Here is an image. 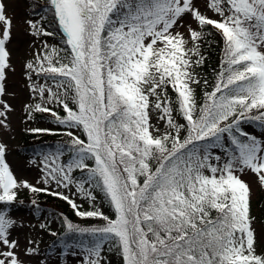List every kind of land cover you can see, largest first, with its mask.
I'll return each instance as SVG.
<instances>
[{
  "label": "snow or ice",
  "instance_id": "snow-or-ice-1",
  "mask_svg": "<svg viewBox=\"0 0 264 264\" xmlns=\"http://www.w3.org/2000/svg\"><path fill=\"white\" fill-rule=\"evenodd\" d=\"M30 6L39 18L25 21L33 38L22 72L29 93L25 123L47 114L67 129L70 146L44 155L34 185L18 180L0 142V264H27L22 255H40L38 232L23 245L18 234L35 226L10 214L15 203L23 205V190L34 194L37 214L35 197L46 193L82 220L102 222L85 227L65 217L63 234L39 224L56 238L53 247L60 243L59 255L82 257L79 264H111L105 252L121 264H264L252 186L243 179L253 174L264 188V138L245 127L264 128V0H205L203 11L199 0ZM13 27L0 0L5 131L14 111L4 99L15 96L7 87L15 72ZM214 42L222 44L221 58L210 81L202 73L205 46ZM76 194L89 209L82 210ZM73 236L80 239L71 243ZM39 264L60 261L50 255Z\"/></svg>",
  "mask_w": 264,
  "mask_h": 264
},
{
  "label": "rangeland",
  "instance_id": "rangeland-1",
  "mask_svg": "<svg viewBox=\"0 0 264 264\" xmlns=\"http://www.w3.org/2000/svg\"><path fill=\"white\" fill-rule=\"evenodd\" d=\"M7 5V15L13 18V39L10 45L12 50V64L15 68L14 73H10L8 76V91L14 92L15 96H6V99L13 107L14 111L10 114V131H5L0 129V142L7 144V162L10 164L14 174L18 178V180H27L31 184H36V181L40 178L41 173L39 167H42L40 164L41 160H32L36 161V164H32L29 159L23 157L19 154L17 145L19 143V138L21 136L23 130V115H24V105L29 101V93L26 87V78L22 75L23 65L25 63V57L27 55V50L29 48V44L32 41V37L27 35L25 29L27 27L25 21L29 18V14L27 11L28 0H4ZM205 0H199V4L201 6V10L203 11ZM208 15H211L209 12ZM51 40V38H48ZM42 128H46V124L42 125ZM253 135L258 136L259 138H264L263 133L258 130L248 129ZM39 165V167H38ZM251 186L254 194L260 187L258 183L253 179V174H249L243 177ZM38 187H42L43 185H36ZM61 191L67 190L61 189ZM75 190L73 189V192ZM26 192L27 190L21 191L19 194ZM32 194V193H31ZM253 194V195H254ZM73 199L79 203L84 205L85 207H89L88 203L79 198V195L76 194L72 196ZM11 215L17 220L23 222L27 225H34L35 229H30L25 227L24 229H18L19 238L21 240V244L25 243V236L28 234L35 235L37 232L39 233V249L40 255L28 258L22 255V259H25L27 264H39V260L47 259L50 255L53 256L54 259L60 261V264H79V259L82 257H71V256H62L59 255L62 252L61 246H52L49 243V235L39 229V224L42 223V216L36 215L34 213L28 212L25 208H19L18 210L11 213ZM258 233L264 235V227L256 223ZM57 228L56 223L53 225V230ZM79 251V249H76ZM69 251H72L71 249Z\"/></svg>",
  "mask_w": 264,
  "mask_h": 264
},
{
  "label": "trees",
  "instance_id": "trees-1",
  "mask_svg": "<svg viewBox=\"0 0 264 264\" xmlns=\"http://www.w3.org/2000/svg\"><path fill=\"white\" fill-rule=\"evenodd\" d=\"M38 4L40 6H43L44 0H28L27 11L29 15L32 13L33 8L30 5ZM32 19H38V16H31ZM215 39L216 41H219V37L210 38ZM50 42H55L52 40H49ZM221 47L222 44L218 42H214L211 44V46H205L206 51L205 55L207 56V62L204 65L203 69V75H206L209 80L211 81L214 79V69H218L219 62L221 58ZM27 83V81H26ZM26 120V114L24 112L23 115V130L21 133V136L19 138V143L17 145V149L20 155L23 157L29 159V160H42L44 155L50 154L55 152L56 148L58 146L62 148H67L70 145L68 144V141L70 138L64 133L67 131L63 126L56 125L51 121V118L48 117L47 114H35V119L32 121ZM46 124V128L51 129V132L49 133H40V134H34L29 133L25 131V128L31 127V128H42ZM247 129L252 130H258L263 131L264 128L260 127L258 123H253L251 125H245ZM75 132L76 130H72ZM83 138V137H82ZM62 160L68 159L67 152L63 157H61ZM74 175H78V173H74ZM254 194V192H253ZM79 195V194H78ZM98 198L102 199L100 197V194L97 193ZM34 198V194L31 193H22L18 195V200L24 201L23 205H20L18 203H15L11 208V213L18 210L19 208H25L28 212L34 213L36 215L42 216L43 223H47L51 230H53V222L55 221L57 223L56 230L58 233L63 234L65 231L63 220L65 217H67L72 223L74 224H80L82 226L88 227L96 223H102L97 220H82L81 218L75 216L73 209L67 204L66 201H62L59 198L55 196H49L46 193H41L35 198L37 199L38 206L40 208V212L37 214L34 209L36 206L31 205V200ZM73 198V197H72ZM101 208L103 212L107 215H112L111 209L105 205L101 204ZM89 208H85L83 206L82 210H86ZM10 213V214H11ZM252 214L256 217L257 223L261 224L264 227V188L259 187L256 193L253 195L252 199ZM50 236V235H49ZM80 239L79 237H70L69 242L75 243L76 240ZM85 242H87V238L85 237ZM56 240V238L50 236V243L53 245V242ZM55 246H60V243L57 241L55 243ZM104 255L107 257V259L111 262V264H121L120 258L115 255V253H109L105 252Z\"/></svg>",
  "mask_w": 264,
  "mask_h": 264
}]
</instances>
